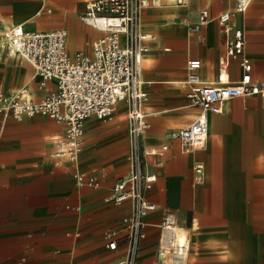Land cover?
I'll use <instances>...</instances> for the list:
<instances>
[{
  "label": "crops",
  "instance_id": "0c3cea01",
  "mask_svg": "<svg viewBox=\"0 0 264 264\" xmlns=\"http://www.w3.org/2000/svg\"><path fill=\"white\" fill-rule=\"evenodd\" d=\"M94 0H0V84L5 90L28 88L34 101L56 90L43 82L34 67L9 50L5 28L26 31L65 30L70 54H93L103 32L79 15ZM254 0L233 23L246 36L245 56L255 79L264 78V0ZM161 0L144 10L141 28L150 34L141 78L148 92L144 106L148 128L145 147L160 151L147 156V172L156 181L147 192L156 209L145 216L146 237L136 264H264V98H234L221 113L209 115L205 147L190 149L170 132L190 125L200 109L190 104L185 83L187 62L199 59V75L214 82L225 59V34L217 17L235 9L230 0ZM207 9L211 21L200 34L189 27ZM250 10V12H249ZM249 12V16H248ZM205 36V40H201ZM230 80L238 81L240 60L230 62ZM127 105L120 102L112 120L96 116L85 124L79 170L55 156L56 139L66 126L44 115L5 117L0 126V264H118L126 254L107 248L105 234L120 226L130 205L107 201L113 185L130 172ZM203 166L201 181L195 167ZM172 214L191 240L186 258L162 249L163 217Z\"/></svg>",
  "mask_w": 264,
  "mask_h": 264
},
{
  "label": "built area",
  "instance_id": "2783aa9c",
  "mask_svg": "<svg viewBox=\"0 0 264 264\" xmlns=\"http://www.w3.org/2000/svg\"><path fill=\"white\" fill-rule=\"evenodd\" d=\"M250 2L237 0L233 11L223 12L217 17L225 34V59L214 82L201 79L199 59L187 62V98L200 112L190 125L169 135L190 149L206 146L209 115L221 113L224 102L255 95L264 98V78H254L252 64L245 56V33L232 21L237 13L247 10ZM160 3L161 0L88 2L86 11L79 17L103 32L93 44L92 55L82 52L70 54L65 30L30 32L22 25H12L5 31L6 47L29 62L43 82L56 81V90L44 99L34 101L28 88L5 90L0 84V126L5 117L20 119L37 115L65 124L64 135L56 139L55 156L75 164L79 182L94 188L100 186L97 178L85 179L79 170L87 120L96 116L110 121L120 102L127 105L130 172L113 185L107 198L118 206L128 203L131 210L117 229L105 234L107 248L111 251L119 249V239L126 243V254L118 264H136L140 244L146 237L144 218L156 209V204L147 197L156 176L147 172L146 157L162 154L167 149L163 146L158 151L144 145V134L148 128L144 106L148 92L143 87L140 72L143 56L150 50L148 42L152 39L141 28L142 14L150 6ZM174 3L183 5L186 2L174 0ZM211 19L209 10H201L198 21L189 27V32L201 35ZM200 38L206 39L205 36ZM233 60H240L243 69L241 78L235 82L230 80L227 71ZM194 169L197 181H201L203 166L197 165ZM159 227L164 233L162 249L176 258H186L191 250V240L176 218L167 213Z\"/></svg>",
  "mask_w": 264,
  "mask_h": 264
},
{
  "label": "rangeland",
  "instance_id": "374dc122",
  "mask_svg": "<svg viewBox=\"0 0 264 264\" xmlns=\"http://www.w3.org/2000/svg\"><path fill=\"white\" fill-rule=\"evenodd\" d=\"M260 1H261V0H254L253 3H252L251 6H250V10L256 5V3L260 2ZM230 2H231L232 7H233L234 4H235V0H230ZM250 10H249V12H250ZM249 12H248V16H249ZM9 26H10V25H8V26L5 28V31H6V29H7ZM4 43H5V41H4Z\"/></svg>",
  "mask_w": 264,
  "mask_h": 264
},
{
  "label": "bare ground",
  "instance_id": "6f19581e",
  "mask_svg": "<svg viewBox=\"0 0 264 264\" xmlns=\"http://www.w3.org/2000/svg\"><path fill=\"white\" fill-rule=\"evenodd\" d=\"M4 38H5V31H4ZM3 41H5V45H6V38H5V40L3 39ZM12 52H14L15 53V51L14 50H12ZM16 54V53H15Z\"/></svg>",
  "mask_w": 264,
  "mask_h": 264
}]
</instances>
